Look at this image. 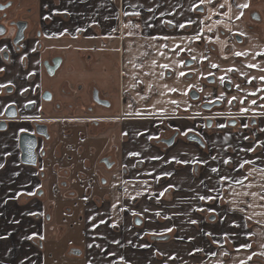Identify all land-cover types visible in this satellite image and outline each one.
<instances>
[{"label":"crops","instance_id":"crops-1","mask_svg":"<svg viewBox=\"0 0 264 264\" xmlns=\"http://www.w3.org/2000/svg\"><path fill=\"white\" fill-rule=\"evenodd\" d=\"M13 1L39 7L50 34L93 26L98 50L111 47L120 15L139 20L135 34L119 42L123 77L118 87L100 89L113 107L99 115L187 110L186 58L201 59L208 44L224 52L238 32L249 44L234 46L235 53L255 63L252 51L260 48L244 28L248 7H240L251 0ZM65 56L70 65L72 54ZM92 56L94 69L107 71L110 52ZM4 70L0 96L9 84L22 93L39 72L37 61L25 68L20 57ZM158 126L144 118L53 124L37 167L21 161L19 129L0 133V264H264V119L250 130L207 131L203 148L185 141L154 146ZM176 126L194 128L188 120ZM105 157L115 167L101 163Z\"/></svg>","mask_w":264,"mask_h":264},{"label":"flooded vegetation","instance_id":"flooded-vegetation-1","mask_svg":"<svg viewBox=\"0 0 264 264\" xmlns=\"http://www.w3.org/2000/svg\"><path fill=\"white\" fill-rule=\"evenodd\" d=\"M243 12L249 15L244 21L245 31L260 47L252 51L257 52L254 56L255 63H251L244 54L237 55L234 52V46L246 47L249 44L245 33H234L229 36V43L224 52H217L218 49L214 44H208V52H198L201 56L204 55L201 59H185L184 69L189 70L184 75V81L189 86L186 93L189 103L187 110L178 107L179 109L172 114H151L145 117L123 112L116 116H107L99 115V111L110 109L113 105L95 85L89 84L86 89L80 81L74 80L75 84L72 85L74 89L67 92L66 87L71 85L69 77L76 76L70 67V75L63 86L59 89L50 87L43 89L44 78L55 76L68 64L65 54H72V56L78 54L81 56L80 62L83 57L90 58L91 62L87 61V65L83 66L87 73L94 68L92 52L96 51L97 44L94 43L87 49L76 47L75 52H52L56 46H51V43L55 41L89 43L97 37L93 32V26L89 25L75 35L50 34L43 27L39 7L36 6L34 9L13 0H0V31L3 32L0 34V69H3L0 75L5 73L4 68H14L18 57H20V64L25 68H28L34 60L37 61L39 68L37 74L30 75L28 88L22 93L18 94L11 84L4 89L3 95L0 96V133L19 129L20 151L21 137L24 133L37 135V165L31 166L37 167L42 165L47 156L45 149L52 142L51 125L53 124H71L72 122L76 127H82L95 126L103 121L115 123L144 118L159 123L156 136L151 138V143L167 150L179 141L194 143L203 148L205 147L203 134L207 131L253 129L264 119V0H251L250 7L245 8ZM19 24L22 27L25 26V29L22 41L16 42ZM138 25L139 20L136 17L120 15L115 32L108 37L110 40L108 43L111 47L116 44L119 47V42H122L125 36L127 37L129 33L135 34ZM131 28L136 29L131 31ZM10 30L13 32L11 33ZM222 36L226 37L227 34L223 33ZM63 37L67 39L62 40ZM202 43L201 40L200 44ZM63 49L66 47L63 46ZM121 50L120 48L119 51ZM58 58L61 59L60 65L55 74L50 75L47 64L54 67V60ZM74 59L75 57L71 63ZM167 76L172 77V73H168ZM96 91L102 101L109 103L108 107L95 101ZM47 96L50 97L47 98ZM66 97L70 99L62 102ZM84 101L90 102L91 105L84 106ZM209 106H211L210 109H208ZM178 120H188L194 128L184 131L176 126ZM220 122L224 125L219 126ZM38 126H46L49 136L38 135ZM190 135L199 137L201 144L190 141L188 139ZM21 161L24 164L22 151ZM101 163L108 168L115 167L110 157L103 158Z\"/></svg>","mask_w":264,"mask_h":264},{"label":"rangeland","instance_id":"rangeland-1","mask_svg":"<svg viewBox=\"0 0 264 264\" xmlns=\"http://www.w3.org/2000/svg\"><path fill=\"white\" fill-rule=\"evenodd\" d=\"M133 29L136 28H131L130 30L133 31ZM11 33L13 32L12 30H10ZM125 32L126 29H125ZM89 41V40H88ZM91 43V44H90ZM98 44L99 42L96 40H91L89 41V43H82L81 41H55L51 43V46H56L55 50L52 52H75V48H89V46H91L92 44ZM63 46L66 47V49H63ZM53 48V47H52ZM60 50H59V49ZM95 52H110L111 55V60H109V62L105 63L106 67H107V71L101 69V66L96 67L95 69L93 68L89 73H87L81 64L87 65V61H90V58H86L83 57L82 58V62H80V57H76V59H74V61L69 65L66 64L61 71H59L55 76L53 77H45L44 78V86L43 89H46V87H50V88H56L59 89L61 86H63V84L67 81L68 76L70 75V69L69 67L76 73L75 77H69V81L71 80L70 83H72L71 85H73L75 83L74 80L80 81V83L87 89L88 85H95L96 88L100 91V89H103V87L107 86H116L118 87L119 84V80L123 77L120 73V69H119V56H118V52L119 51V47L118 45H114V47H109L108 49L105 50H98ZM71 54H68V56ZM73 58V56H72ZM88 63V64H89ZM68 104V103H67ZM84 106H89L91 105L90 102L88 101H84L83 103ZM67 106V105H66ZM114 106L116 107V104L114 103ZM67 126H74V123L71 122V124L66 123ZM116 124H114L115 126ZM118 131V130H117ZM115 141L119 143H121L122 141V135L121 133L116 134V136L114 137ZM116 144V146L119 145Z\"/></svg>","mask_w":264,"mask_h":264},{"label":"water","instance_id":"water-1","mask_svg":"<svg viewBox=\"0 0 264 264\" xmlns=\"http://www.w3.org/2000/svg\"><path fill=\"white\" fill-rule=\"evenodd\" d=\"M19 27H20V29H19V33H18V37H17L16 42H20L23 39V32H24L25 26L22 27L21 24H19ZM1 33H3V32L0 31V34ZM60 62H61V59L58 58V59L54 60V65H55L54 67H50L47 64V69H48V72L50 75L55 74V71L58 69ZM48 97H50V96H47V98ZM94 99L100 105H103L106 107L109 106L108 102L102 101L99 98L97 91L94 94ZM210 108H211V106L208 107V109H210ZM37 134L41 135V136L48 137L49 135H48L47 127L46 126H38L37 127ZM188 139L190 141L198 142L200 144L202 142L199 137L194 136V135H190ZM37 145H38L37 135H31V134H27V133H24L22 135V137H21V151H22V160H23L24 164L30 165V166H36L37 165V154H36Z\"/></svg>","mask_w":264,"mask_h":264},{"label":"snow or ice","instance_id":"snow-or-ice-1","mask_svg":"<svg viewBox=\"0 0 264 264\" xmlns=\"http://www.w3.org/2000/svg\"><path fill=\"white\" fill-rule=\"evenodd\" d=\"M221 7H223V5H221ZM240 7H248V5H247V4H244V5H240ZM180 27H183V25H180ZM237 55H240V53H237ZM253 66H254V65H253ZM164 67H167V65H165ZM0 71H3V69H0ZM181 75H183V73H181ZM253 103H255V101H253ZM246 126H247V125H245V127H246ZM249 151H254V149H249ZM213 159H215V157H213ZM224 163H229V161H228V160H225ZM245 163H247V161H246ZM0 167H2V165H0ZM240 167L242 168V167H243V164H241ZM212 171H213V172H216L217 169L213 168ZM236 182H237V183H242V181H239V180H237ZM245 195H248V193H245ZM251 195L255 196L256 193H252ZM200 198H201V199H204V197H200ZM260 198H261L262 200H264V195H262ZM249 207H251V205H249ZM241 211H243V209H241ZM249 218H250V217H249ZM101 223H103V221H101ZM192 223L195 224V223H197V221L193 220ZM169 231H171V229H169ZM29 238H30V237H29ZM89 247H92V245H89ZM97 247H98V245H97ZM242 247H251V245H242ZM200 250H201V249H197V251H200ZM249 259H251V257H249ZM241 264H244V262H241Z\"/></svg>","mask_w":264,"mask_h":264}]
</instances>
